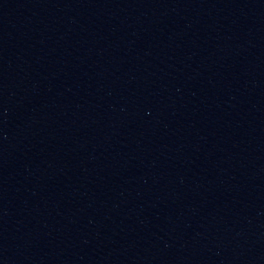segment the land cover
I'll return each instance as SVG.
<instances>
[{
  "label": "water",
  "instance_id": "1",
  "mask_svg": "<svg viewBox=\"0 0 264 264\" xmlns=\"http://www.w3.org/2000/svg\"><path fill=\"white\" fill-rule=\"evenodd\" d=\"M0 264H264V91L155 0H0Z\"/></svg>",
  "mask_w": 264,
  "mask_h": 264
}]
</instances>
